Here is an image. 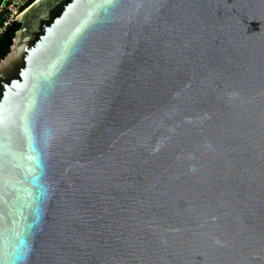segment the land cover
Wrapping results in <instances>:
<instances>
[{"label": "water", "instance_id": "water-1", "mask_svg": "<svg viewBox=\"0 0 264 264\" xmlns=\"http://www.w3.org/2000/svg\"><path fill=\"white\" fill-rule=\"evenodd\" d=\"M0 61V264H264V0H36Z\"/></svg>", "mask_w": 264, "mask_h": 264}, {"label": "built area", "instance_id": "built-area-1", "mask_svg": "<svg viewBox=\"0 0 264 264\" xmlns=\"http://www.w3.org/2000/svg\"><path fill=\"white\" fill-rule=\"evenodd\" d=\"M36 0H3L0 4V13L3 22L0 23V38L17 23L18 17L26 11Z\"/></svg>", "mask_w": 264, "mask_h": 264}, {"label": "trees", "instance_id": "trees-1", "mask_svg": "<svg viewBox=\"0 0 264 264\" xmlns=\"http://www.w3.org/2000/svg\"><path fill=\"white\" fill-rule=\"evenodd\" d=\"M3 0H0V4ZM3 22V16L0 13V23ZM20 25L14 24L7 32L0 38V61L8 54L10 47L12 45L13 38L18 31Z\"/></svg>", "mask_w": 264, "mask_h": 264}]
</instances>
